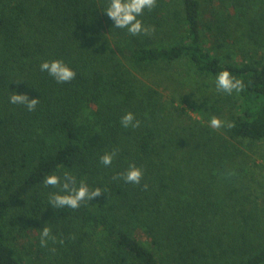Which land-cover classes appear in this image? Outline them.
I'll list each match as a JSON object with an SVG mask.
<instances>
[{
    "label": "trees",
    "instance_id": "obj_1",
    "mask_svg": "<svg viewBox=\"0 0 264 264\" xmlns=\"http://www.w3.org/2000/svg\"><path fill=\"white\" fill-rule=\"evenodd\" d=\"M107 5L0 0V264H264V212L248 205L239 146L264 140V0H157L138 17L155 33L138 36ZM57 59L74 80L40 71ZM182 63L214 82L228 70L244 90L204 84L205 104L165 93L159 71ZM14 93L38 99L35 111ZM223 109L225 134L208 126ZM128 112L139 128L121 126ZM132 163L140 185L113 180ZM63 171L105 192L54 209L58 189L43 181ZM46 225L57 243L44 248Z\"/></svg>",
    "mask_w": 264,
    "mask_h": 264
},
{
    "label": "clouds",
    "instance_id": "obj_2",
    "mask_svg": "<svg viewBox=\"0 0 264 264\" xmlns=\"http://www.w3.org/2000/svg\"><path fill=\"white\" fill-rule=\"evenodd\" d=\"M157 5V0H108L107 8L104 10L108 17L114 21L115 28L126 29L131 36L152 35L155 33V26L144 25L138 18L143 15L145 9L153 10ZM41 72H47L53 77L57 83H68L75 79L76 72L70 68L62 60L44 61L40 65ZM216 89L220 93L232 95L233 92L240 93L244 90V82L241 79L234 78L228 70H223L216 75ZM9 102L13 105H22L28 111H35L39 103L38 99H29L26 94L14 93L9 97ZM121 126L124 128H139L140 121L137 120L132 112H128L121 117ZM208 126L214 130L221 128L231 129L235 125L231 121H223L219 117L213 115ZM117 151L104 153L100 157V163L105 167L111 166ZM59 167V166H58ZM234 173H230L232 175ZM143 178V170L137 167L134 163L130 164L125 172L117 173L113 176V180L122 179L125 183L140 185ZM44 187H52L58 189L57 192L50 194L49 204L54 209H78L82 202H89L93 198L101 195L103 191L97 187L89 189L88 185L81 181L77 184L76 177L68 171H63L62 174H51L44 178ZM144 190H147L148 185L145 183ZM49 241L53 244L57 243V238L52 234L50 227L47 225L40 230V246L47 248ZM63 239L59 243L63 244ZM55 251V248L50 249Z\"/></svg>",
    "mask_w": 264,
    "mask_h": 264
},
{
    "label": "rangeland",
    "instance_id": "obj_3",
    "mask_svg": "<svg viewBox=\"0 0 264 264\" xmlns=\"http://www.w3.org/2000/svg\"><path fill=\"white\" fill-rule=\"evenodd\" d=\"M185 68L186 66L182 63L162 72L159 71V74L163 78L162 85L167 87L165 93H186L189 97L195 98L198 103L201 102L203 104L205 103L202 101L201 96L199 97V87L202 88L204 84H210L211 87L209 88L211 91L214 89L218 93L214 81L197 78L194 75L188 78V74L184 71ZM137 76L140 75L137 74ZM146 82L149 83V79ZM212 102L213 99H211L209 105ZM216 105L220 104L216 103ZM190 115L193 119H200L194 112ZM216 116L223 121H227L226 109L220 111ZM216 131L225 134L223 128ZM239 146L244 149L245 153V172L241 173L240 180H242V187L246 190L244 194L248 197V205L255 206L264 212V140L255 142L244 140L243 142H239Z\"/></svg>",
    "mask_w": 264,
    "mask_h": 264
}]
</instances>
